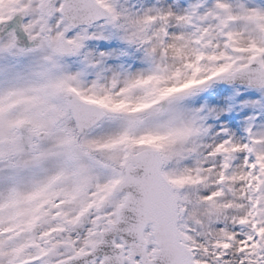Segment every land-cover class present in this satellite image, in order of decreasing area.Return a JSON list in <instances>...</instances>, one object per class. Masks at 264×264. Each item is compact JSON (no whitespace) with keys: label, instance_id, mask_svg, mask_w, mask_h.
Instances as JSON below:
<instances>
[{"label":"snow or ice","instance_id":"snow-or-ice-1","mask_svg":"<svg viewBox=\"0 0 264 264\" xmlns=\"http://www.w3.org/2000/svg\"><path fill=\"white\" fill-rule=\"evenodd\" d=\"M220 81L264 99V0H0V264H264V117L181 107Z\"/></svg>","mask_w":264,"mask_h":264},{"label":"rangeland","instance_id":"rangeland-1","mask_svg":"<svg viewBox=\"0 0 264 264\" xmlns=\"http://www.w3.org/2000/svg\"><path fill=\"white\" fill-rule=\"evenodd\" d=\"M175 2L178 3L179 0ZM126 3L130 7L140 8L145 4V0H126ZM152 3L160 6L162 0H152ZM241 95L243 93L240 86L214 85L186 97L181 101V107L188 112L200 110L204 127L207 129L205 138L211 141L223 128L238 135L243 132L250 119L259 123L260 118L264 117V99L242 101ZM233 124L239 127H233Z\"/></svg>","mask_w":264,"mask_h":264},{"label":"water","instance_id":"water-1","mask_svg":"<svg viewBox=\"0 0 264 264\" xmlns=\"http://www.w3.org/2000/svg\"><path fill=\"white\" fill-rule=\"evenodd\" d=\"M223 82V81H222Z\"/></svg>","mask_w":264,"mask_h":264}]
</instances>
